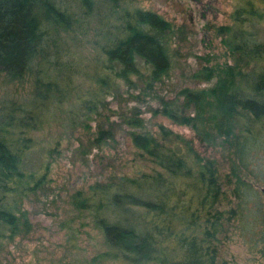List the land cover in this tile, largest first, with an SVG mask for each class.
Segmentation results:
<instances>
[{
    "label": "trees",
    "instance_id": "16d2710c",
    "mask_svg": "<svg viewBox=\"0 0 264 264\" xmlns=\"http://www.w3.org/2000/svg\"><path fill=\"white\" fill-rule=\"evenodd\" d=\"M238 1L233 25L217 29L235 64L202 68L193 77L216 78L213 88L181 89L152 110L209 145L225 137L222 145L231 141L237 162L222 183L217 162L201 158L179 135L163 126L158 135L132 131L131 143L153 166L151 172L112 177L71 198L102 236L106 251L95 259L217 264L232 222L239 218L243 224L251 215L248 204L256 196L248 166L264 149V0ZM123 6V0H0V239L28 232L23 201L47 183L48 163L35 158L31 133L82 72L71 47L85 43L97 52L89 78L98 93L116 88V80L133 85L139 78L151 89L168 77L180 30L156 13ZM12 85L28 89L10 92ZM91 101L83 106L92 109ZM125 124L143 128L138 117ZM110 135L100 128L95 142L100 146ZM225 201L228 210L222 208Z\"/></svg>",
    "mask_w": 264,
    "mask_h": 264
},
{
    "label": "rangeland",
    "instance_id": "374dc122",
    "mask_svg": "<svg viewBox=\"0 0 264 264\" xmlns=\"http://www.w3.org/2000/svg\"><path fill=\"white\" fill-rule=\"evenodd\" d=\"M238 2L123 0V7L156 13L180 30L171 46L172 69L168 77L151 89L143 80L133 78V85L116 80V88L112 86L106 94L98 93L89 78L92 58L97 52L85 43L71 47L76 55L74 61L82 72L74 76L65 100L51 109L38 131L31 133L35 158L48 163L47 183L43 190L23 201L22 209L28 212L30 223L28 232H21L13 239H0V264H126L119 260L95 259L106 251L102 236L86 214L73 208L71 198L75 192H88L91 185L107 182L112 177H134L151 172L153 166L131 143L132 131L158 135L159 127H165L189 141L201 158L215 160L224 183L225 176L237 162L231 141L223 146L225 137L222 136L217 137L215 146L209 145L190 128L175 125L160 115L154 116L152 110L159 107L161 99L175 98L181 89L213 88L216 78L205 82L193 77L202 68L235 64L217 29L233 25L231 14ZM8 89L23 93V89L28 88L12 85ZM3 94L0 88V100ZM87 101H91L88 105L92 109L83 106ZM133 117L143 121V128L135 129L125 124L127 118ZM100 128L108 131L111 137L99 146L95 139ZM180 147L186 152L185 146L181 144ZM250 161L248 168L254 175L247 180L255 192L256 202L248 204L251 215L245 223H240L239 218L232 222L226 238L221 240L217 264H264V243L261 241L264 232L261 193L264 149L254 153ZM230 200L234 205V199ZM228 206L225 201L222 208L228 210ZM255 208L260 211L258 215ZM247 224L250 230L246 229Z\"/></svg>",
    "mask_w": 264,
    "mask_h": 264
},
{
    "label": "water",
    "instance_id": "95a60500",
    "mask_svg": "<svg viewBox=\"0 0 264 264\" xmlns=\"http://www.w3.org/2000/svg\"><path fill=\"white\" fill-rule=\"evenodd\" d=\"M261 193H262V196H263V199H264V187L261 188Z\"/></svg>",
    "mask_w": 264,
    "mask_h": 264
}]
</instances>
